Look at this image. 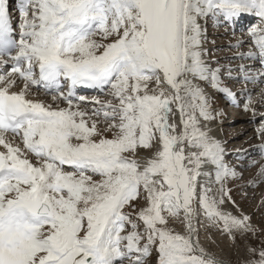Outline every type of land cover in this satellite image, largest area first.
<instances>
[{
    "label": "snow or ice",
    "instance_id": "obj_1",
    "mask_svg": "<svg viewBox=\"0 0 264 264\" xmlns=\"http://www.w3.org/2000/svg\"><path fill=\"white\" fill-rule=\"evenodd\" d=\"M18 11L16 25L0 0V264H146L153 250L158 264H222L200 245L197 217L233 240L255 228L226 186L243 173L205 127L219 113L197 81L255 110L205 60L200 21L257 17L240 58L264 66V0H18ZM80 87L111 99L88 101ZM213 175L218 188L201 183Z\"/></svg>",
    "mask_w": 264,
    "mask_h": 264
},
{
    "label": "rangeland",
    "instance_id": "obj_2",
    "mask_svg": "<svg viewBox=\"0 0 264 264\" xmlns=\"http://www.w3.org/2000/svg\"><path fill=\"white\" fill-rule=\"evenodd\" d=\"M212 40L214 42H212ZM212 40L209 41L207 45V50L209 49L208 57L212 59V61H216L218 67L220 65L223 66V69L226 70V73L224 74H236V71L240 69V66L245 65L246 60L240 58V54L242 52L233 46L236 45L235 40H231L230 35L227 33L213 35ZM249 49L250 47L246 46L245 50ZM225 80L228 82L229 79ZM232 81L238 85V88L241 91L240 97H246L247 95L243 94L242 96V93L251 88L250 83L245 82L244 80ZM207 93L213 94V91L207 89ZM33 95L37 97V95ZM250 95L252 100H254L255 97L257 99L261 96L258 90ZM38 99L41 101L45 100L44 102L48 101L46 102L47 104L54 103L53 95L39 97ZM99 99L108 100L111 99V97L105 94L100 96ZM211 99L212 107L216 104V110H214L215 115L221 110V105L218 104L217 96H212ZM256 99L254 104L252 103L253 109L256 108V102L259 101V99L257 101ZM59 106L66 107L67 105L63 103ZM82 107H88L91 109L93 105L85 104L82 105ZM261 108L264 107H260L258 110ZM262 113L263 112L261 110L255 111L254 114L253 111H246L243 106L240 105V107L234 110L233 114H227L225 118L221 119V122L219 123L221 127L218 125V123H216L217 118L215 119L216 121L213 120L208 122V124L215 125V127L221 130V143L222 145L226 143L227 145H224V147L228 149V152L231 151V161L229 162L230 166L234 167L237 172L243 173V179L229 181L227 182L226 186L232 188L233 198L243 209L244 214L251 217V223L255 228V232H250L247 234L237 233L235 240H233L228 235L218 231L210 221L203 217V223H200L201 227H199V234L202 236V233L205 232V234L211 239L209 243H207V240L206 243H202V247L205 249V251L207 250L206 252H208V254L225 259L232 264H251L252 261L259 259L258 252L261 249H264V206H262L264 205V182H260L258 176L260 169L264 167V156H261L262 148H264V137H262L258 131V129L261 128L262 123H264V120L261 119L257 121V126L255 128L250 124V120H252L253 116L260 115ZM97 119H100L101 121L98 126L100 128H104L105 125L103 124L102 118ZM106 135L111 138L112 133L107 132ZM14 142L19 143L18 140ZM251 148L253 149L251 150ZM246 149H250L251 153H256L258 155L253 156V158L249 161L242 160V157L245 158L247 156H245ZM139 153H144L141 155H145L150 152L145 149H139L138 154ZM237 158L238 161L233 160ZM94 178L99 179L98 176ZM253 180L257 181L255 186H252L251 184ZM139 203L143 205L144 201L141 200ZM226 209L234 213L236 212V209L231 203L226 205ZM126 211H130V209H126ZM182 225L184 224L181 223V219L179 218H173L170 220L171 228H173L176 232L185 234V229L182 227ZM141 231H143V227H141ZM250 249H256V253L251 252ZM155 253L158 257V252L155 251Z\"/></svg>",
    "mask_w": 264,
    "mask_h": 264
},
{
    "label": "bare ground",
    "instance_id": "obj_3",
    "mask_svg": "<svg viewBox=\"0 0 264 264\" xmlns=\"http://www.w3.org/2000/svg\"><path fill=\"white\" fill-rule=\"evenodd\" d=\"M200 23L202 24V26H203V20H201L200 21ZM237 35V34H236ZM230 38H232V37H230ZM208 44L206 43V38H205V36H204V40H203V48H204V58H205V60L210 64V65H212V60L210 59H208V51H209V49L207 50V46ZM248 45H250L251 46V44L249 43V38H247L246 39V41H243L242 43H240V46L239 47H236L235 45H233L234 47H236L237 49H245L246 48V46H248ZM221 46V45H220ZM225 46V45H224ZM252 50V49H251ZM206 52H207V55H206ZM240 61V60H239ZM241 62H242V60H241ZM246 63V62H245ZM241 65V64H240ZM246 67H248V68H257V69H259L258 67V64L257 63H247L246 64ZM197 83H200V81H197ZM262 83H264V82H262ZM150 87H155V85L153 84V85H151ZM254 90L255 91H259L260 89H263V91L261 92V96L260 97H258L257 99H256V101L259 99V101H257L256 103H257V105H256V108L254 109L255 111H261L262 110V114H260V115H255V116H253V118H252V120H250V124L251 125H253V127L255 128L256 126H257V121H259V120H261L262 118H264V108H261V109H259L258 110V108H260V107H264V87H261V86H259L258 84H255L254 85ZM15 91H18V89H14ZM33 90H35V89H33ZM33 90H32V93H31V98H33V99H36V100H39L38 98L40 97H38V95H37V97L36 96H34L33 95ZM247 93H252V89L251 90H247L246 91ZM45 98V97H44ZM43 98V99H44ZM41 101V100H40ZM45 101V100H44ZM43 101V102H44ZM50 101V100H49ZM46 102H48V101H46ZM45 102V103H46ZM63 103H61V105H62ZM87 104V103H86ZM82 105H85V104H82ZM81 105V106H82ZM86 108H88V107H86ZM89 109V108H88ZM177 119H179V117L177 116ZM220 126V125H219ZM205 127L208 129V131H209V134L212 136V137H214L216 140H218V141H220L221 142V135H220V131L221 130H219V128H217V127H215V125H212V124H206L205 125ZM221 127V126H220ZM222 134V133H221ZM224 145H227L226 143L224 144ZM224 145H223V147H224ZM224 149H225V147H224ZM227 149V148H226ZM0 150H3L2 149V146H0ZM230 152V154H231V151H229ZM140 155L139 156H142V157H148V156H150L149 154H151V153H148V154H145V155H141V154H144V153H139ZM148 155V156H147ZM211 167L212 166H208V168L206 169V171H210V169H211ZM201 183H207L211 188H213V189H216V188H218V184H214V181L212 180L213 179V177H208V176H202L201 178ZM200 223L202 224L203 223V216L201 217V216H198L197 217V219L194 221V225H195V227L198 229V236H199V241H200V245L202 246V243H206V240H207V243H209L210 242V237L208 236V235H206L205 234V232H203L202 234V236H201V234H199V227H201L200 226ZM182 227L185 229V226L184 225H182ZM186 234V233H185ZM207 251V250H206ZM208 253V252H207ZM215 257V256H214ZM216 259H218V260H220L221 262H225L226 264H232V263H230V262H228V261H226L225 259H222V258H218L217 256L215 257ZM225 260V261H224Z\"/></svg>",
    "mask_w": 264,
    "mask_h": 264
}]
</instances>
